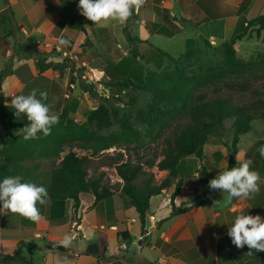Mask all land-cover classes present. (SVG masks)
<instances>
[{
	"label": "crops",
	"instance_id": "1",
	"mask_svg": "<svg viewBox=\"0 0 264 264\" xmlns=\"http://www.w3.org/2000/svg\"><path fill=\"white\" fill-rule=\"evenodd\" d=\"M3 12L9 14L7 21L13 26L12 32L0 35V73L7 65L6 59L12 58L3 93L36 90L39 95L40 91H47L46 103L51 112L84 123L97 102L77 87V93L83 92L78 94L81 101L69 106L61 104L70 67L65 66L61 73L53 68L41 70L37 64L39 52L49 53L56 47L69 52L77 66L103 71L109 79L137 80L145 77L151 65L161 64L164 53L174 52L169 46L178 37L187 51L205 45L213 48L208 42L212 39L224 47L244 30L248 20L264 14V0H142L126 20L109 19L98 24L81 15L78 0H4L0 8ZM4 24L0 22V26ZM17 31L22 40L16 39ZM229 32L230 38L224 40ZM127 33L135 40L130 41ZM61 37L70 43L58 45ZM244 41L251 42L241 57L238 45ZM235 47L242 59L264 55L262 38L237 39ZM49 59L62 62L64 57L59 52L49 55ZM107 86L98 89L105 96L111 92V86ZM8 122L12 124L11 131L18 135L22 121ZM224 131L209 137L202 159L189 158L198 159L207 167L208 184L230 162L231 146L219 139ZM261 144L264 124L241 136L236 154V158L253 161L252 168L261 177L258 193L248 199L234 198L230 205L222 207L215 206L216 201L223 200L220 190H211L207 205L192 207L195 197L187 203V186L174 201L171 194L154 196L144 231L129 199L115 198V193L98 202L95 196L87 193L85 200L82 194L78 208L73 199L55 200L48 195L47 203L39 206V222L7 210L0 212V264H262L261 251L232 244L227 224L241 212L264 217V158L257 151ZM120 182L123 183L121 178ZM180 207L190 208L173 215V210ZM74 222L81 227L76 238L72 236ZM120 229H127L132 240L121 241ZM65 235L71 237L67 247L61 243ZM123 243L128 248H123ZM47 244L66 249H47ZM19 246L26 261L6 262L2 255L14 254Z\"/></svg>",
	"mask_w": 264,
	"mask_h": 264
},
{
	"label": "trees",
	"instance_id": "2",
	"mask_svg": "<svg viewBox=\"0 0 264 264\" xmlns=\"http://www.w3.org/2000/svg\"><path fill=\"white\" fill-rule=\"evenodd\" d=\"M128 39L135 38L127 33ZM259 38L264 40V14L248 20L244 30L234 40L225 44V59L218 66L201 68L188 74L181 71L175 76H161L159 79L153 73L147 72L145 77L134 80L132 78L113 79L107 85L118 88H131L135 91L150 94L145 106L137 111L138 122L147 130L156 134L154 139L162 138L164 132L172 127L173 134L164 139L165 146L162 149L160 160L148 159L145 162H135L132 158L125 159L123 154L118 155V161L114 164L118 176L123 184L121 191L129 199L135 208L142 231L146 225L147 216L151 207V199L161 195L165 190L174 187L171 199L179 195L182 189L190 184L191 178L187 173L186 159L192 156L203 158L205 145L211 135L219 133L225 128L224 122L232 120L234 137L230 147V162L227 169L236 166V154L238 143L243 134L252 128V121L256 118L264 121V95L254 99L250 104H237L230 96H223L224 88L229 90H250L251 80L260 77L257 69H264L263 60L257 65L255 60L243 61L238 57L235 42L243 38ZM170 56L168 53H164ZM53 63V62H52ZM40 63V69L45 70L52 66L64 67V63L52 64ZM249 71L251 77H247ZM10 73L5 69L0 73V124L4 129L1 137L0 180L9 176H22L24 181L31 179L38 185L47 188L51 199H73L75 208L81 203L83 193H92L95 201L106 199L115 192L110 186L103 183V174L98 177L89 175L91 158L89 155H80L70 149L64 156L68 144L95 143V151L109 149L120 145L127 150L142 145L144 132L138 127L130 115L120 108L107 105L108 98H102L97 108L91 111L84 123H78L65 114L59 115V123L52 127L51 134L38 139L25 140L23 133L15 135L10 129L11 125L6 120L5 96L3 93L4 78ZM231 75H234L231 77ZM211 88L215 93L209 97L206 89ZM93 97L98 94L91 88H85ZM113 106V107H112ZM23 123L25 127L29 122ZM185 120L184 123H180ZM115 124H119L117 130H110ZM107 133H105V132ZM51 159L54 167L48 172V179L34 174L38 167L25 166L22 162L30 159ZM60 160V161H56ZM150 168L157 167L161 171H168V176L161 182L156 181L154 173H148L144 165ZM144 174H148L137 180ZM203 180L207 182V172L203 171ZM211 189L207 193L198 194L194 198L195 205H207ZM190 207L175 208L173 215L181 213ZM118 235L121 241H131V233L127 229H120ZM22 246L12 255H2L6 262H25L22 255ZM47 249L65 250L61 245L47 244ZM261 263L264 264V251H261Z\"/></svg>",
	"mask_w": 264,
	"mask_h": 264
},
{
	"label": "rangeland",
	"instance_id": "3",
	"mask_svg": "<svg viewBox=\"0 0 264 264\" xmlns=\"http://www.w3.org/2000/svg\"><path fill=\"white\" fill-rule=\"evenodd\" d=\"M3 4H4V0H0V8L3 6ZM7 18L8 19L10 18L8 13L6 12L0 13V22L5 23L4 26H0V35H5L6 32H10L11 28H13V26L7 21ZM230 35H231V32H229L228 36L224 38V40L229 39ZM15 37L16 39L19 38L20 40H22L21 34H19V31L16 32ZM212 41L213 39L208 42L211 44L213 48H208L205 45L204 48H195V49H191L187 51L188 48H186L185 44L181 43L178 37V39L172 41L169 46L174 52L169 53L170 56H164L161 64L156 63L154 65H151V67L148 69V72L153 73L155 77L159 79L161 76H166V77L175 76L181 71H185L188 74H191L192 72L197 71L201 68L221 65L223 64L224 59H225V46L223 47L221 45H216L217 42L212 43ZM249 42L251 41H244L243 42L244 44L242 43L238 45V53L240 56L241 55L245 56V49L249 48L248 47ZM3 50H6L4 45H3ZM59 52L61 53V56L64 57V60L62 62H53V63L49 62L50 60L49 55L56 54ZM263 56L264 55L257 54V55L250 57L249 59H242V58L241 59L245 62L253 59L255 60L254 63L258 65L259 62L263 60ZM37 57H38L37 64L39 65V68H40L41 62L52 63V64L64 63L65 64L64 67L65 66L70 67L68 84L64 88L63 93L61 94V104L65 106H69L70 104L78 103L81 101L78 94L83 93V92L77 93L75 91L77 87L80 88L79 89L80 91L81 90L85 91L84 90L85 88H91L92 90H94V92H96V94H98L97 97H93L87 91L85 92L90 96L91 100L95 99L94 102H97L96 103L97 107L101 103H104V100L102 98H106V99L108 98V101H106L107 105L116 106L120 108L121 110H123V112L128 113L130 117L134 120L136 125L138 127H141L142 131L144 132V135L142 138V145H137L135 149H133L134 147H132V149L127 150L125 148H122L120 145H117L109 149L95 151V146H96L95 143H88L86 145L81 144V143H73V144H68L66 146V150L62 155L64 156L70 149L76 151L80 155H89V157L91 158V163L89 167V175L93 177H98L101 174H103V183L107 184L108 186L112 188V190H114L115 198L121 199V197L125 196V194L121 191L123 183L120 182V178L117 174V170L114 165L116 161H118V155L122 153L125 159L130 157L135 162H138V161L145 162L148 159H155L158 161L163 157L162 149L165 146L164 139L168 136H172L174 132L173 128L172 127L168 128L164 132L162 138L154 139L153 136L156 134V131L151 132L138 122L137 111L139 107L145 106L147 100L150 98L149 93H146L143 91L142 92L135 91L131 88H126V87L124 88L111 87V92L109 93L108 96H105L103 95V93H100L98 89L101 88L103 90V86L108 87L107 83L110 81V79L105 78L104 80L100 82H92L90 80L87 81L83 79L82 76L84 72L85 71L90 72V70L94 68L89 67L87 65L77 66L74 60L71 59V55L69 52L65 50H60L54 47V49L50 50L49 53L45 51L39 52ZM6 60H7V65L3 68V70L5 69L6 71L11 72L12 58H7ZM64 67L60 68L59 66L57 67L52 66L50 68H53L55 72L61 73ZM256 71L260 75V77L256 80L252 79L251 77L252 75L251 73H249V71L246 73L247 77L249 78L251 77L250 83H251L252 89L242 91V90H237V89L229 90L227 88H224L223 91L221 92V95L232 97L234 102L240 105L250 104L254 99L258 98L259 96L263 97L264 95V69H257ZM232 76L234 75H231V77ZM206 91L208 92L209 97L215 96V93L213 92L211 88L206 89ZM19 94H28V93L20 92L15 89L13 91L8 92L7 95H5L4 93L5 110L7 113L6 120L16 122V123L22 121L20 124H23L26 122L25 120L26 116L24 114H19L18 116H16L15 110L11 106L12 96L19 95ZM184 122L185 120H182L180 123H184ZM9 124L12 125L10 122ZM261 124H264V121L262 119L256 118L252 121V128H256L258 125H261ZM224 126H225L224 128L225 131L224 133L222 132V134L219 136V139L223 140L225 143L231 146L232 137L234 136V131L232 129V120L227 119L224 122ZM22 128L23 127L19 129L21 130ZM118 128H119V124H115L110 130H117ZM3 133H4V129L2 125L0 124V162L3 161V157L1 154V150H2L1 137ZM189 158L186 159V166H187V173L189 174L191 181H190V184L187 185L188 187L187 191L190 194V197L187 203L192 202V199L198 194H203V193L206 194L209 188L208 183H206L203 180V177H204L203 171L205 170V172H207L209 170L202 163H199L198 159H189ZM56 161H60V160H56ZM22 163L25 166H33L37 163L38 167L35 169L34 174H38L39 176L45 175L44 179L46 180L49 178L48 172L52 170L55 162H53L51 159L44 158V159H30V160L23 161ZM144 167L148 173H154L155 179L158 182H161L164 178L168 176V171H161L157 167L150 168L146 164L144 165ZM146 176H148V174L142 175L137 180V182L140 183L141 179L145 178ZM27 182H33L37 185L39 184L37 181H32L31 179H28ZM173 191H174V187L171 188L169 191L165 190L162 193V195L168 196L172 194ZM89 194L90 196L93 195L92 193H89ZM89 194L83 193L85 200L87 199ZM125 198L128 200L126 196ZM122 246L123 248L124 247L128 248L129 245H127L126 243H123Z\"/></svg>",
	"mask_w": 264,
	"mask_h": 264
},
{
	"label": "clouds",
	"instance_id": "4",
	"mask_svg": "<svg viewBox=\"0 0 264 264\" xmlns=\"http://www.w3.org/2000/svg\"><path fill=\"white\" fill-rule=\"evenodd\" d=\"M142 0H78V10L88 20L98 24L105 20L124 21L138 8ZM70 40L61 37L58 45L66 46ZM48 92L36 90L28 94L12 96L11 106L15 115L24 114L29 122L19 130L25 140L38 139L40 134L48 136L52 127L59 123V115L51 112L46 103ZM261 158H264V144L257 149ZM237 166L223 170L209 181L208 187L220 190L223 200L216 201L215 206H228L234 198H251L252 194L260 191L259 173L252 168L251 159H239ZM227 195H224V194ZM48 191L43 185L24 181L19 176H9L0 180V212L19 214L33 222L41 220V208L47 203ZM228 235L232 244L237 248L247 246L254 251H264V217L260 214L251 215L241 212L231 223H227ZM71 237L65 235L62 240L68 246Z\"/></svg>",
	"mask_w": 264,
	"mask_h": 264
},
{
	"label": "built area",
	"instance_id": "5",
	"mask_svg": "<svg viewBox=\"0 0 264 264\" xmlns=\"http://www.w3.org/2000/svg\"><path fill=\"white\" fill-rule=\"evenodd\" d=\"M212 43H216V41H212ZM82 77L83 79L87 81L90 80L92 82H100L104 80L105 78L109 79V77L103 71L96 70V69H91L90 72L85 71ZM101 228H105V226L102 225ZM78 229H80L79 224L77 222H74L73 229H72L73 238H76L78 236Z\"/></svg>",
	"mask_w": 264,
	"mask_h": 264
}]
</instances>
